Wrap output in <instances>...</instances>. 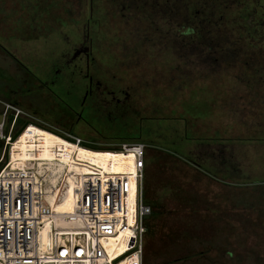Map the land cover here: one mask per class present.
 I'll return each instance as SVG.
<instances>
[{
	"label": "rangeland",
	"instance_id": "obj_1",
	"mask_svg": "<svg viewBox=\"0 0 264 264\" xmlns=\"http://www.w3.org/2000/svg\"><path fill=\"white\" fill-rule=\"evenodd\" d=\"M256 1L264 8V0ZM111 4V0H22V32L16 33L9 28L13 26L11 17L15 13L14 0H10L11 7L0 10L6 15L8 28L6 37L0 36V102L16 103L22 112L55 134H72L103 150L118 144L99 140L96 130L105 129L106 125L100 127L98 123L109 116L91 108L90 93L84 101L85 92H90L85 78L86 62L83 56H73L90 46V36L94 38L90 57L95 60L90 68L98 69L97 76L100 75L94 77L92 88L100 77L99 84L109 86H105L106 90L117 91L111 95L107 90L102 96L104 88L97 83V103L101 99L109 103L136 102L131 109L134 116L159 117L154 112L161 103L153 96L173 102L172 87L177 84L171 82L164 96L163 82L157 81L151 87L148 77L160 79V65H149L147 70L149 58L140 47L120 50L113 44L112 52L119 60L115 62L120 64L110 65L108 58L103 60L104 55H110L107 38L116 37L118 27ZM250 7L253 6L249 4L247 8ZM15 60L32 72L29 79ZM157 61L166 66L165 76L171 80L178 79L176 69L181 77L188 76L191 70L211 71L194 59H181L173 54ZM56 70L61 73L56 75ZM45 80L49 86L40 89V81ZM135 81L139 88L142 81L150 87L148 95L143 94V89L136 92ZM21 89L24 93L30 90L27 97L18 96L23 95ZM227 89L239 94L248 92L235 78L227 81ZM11 90L17 91L15 96ZM241 103L247 113H238L244 111L241 108L226 107L218 118L221 125L236 133L235 142L184 140L185 122L177 117L139 124L142 136L134 142L147 145L145 203L151 213L154 207H163L148 222L143 264H264V108L250 105L254 110L251 116L248 100ZM2 107L0 104V112ZM21 121L25 122L24 118ZM137 121L140 120L131 116L124 131L131 133ZM254 127L259 129L260 136L248 131Z\"/></svg>",
	"mask_w": 264,
	"mask_h": 264
},
{
	"label": "built area",
	"instance_id": "obj_2",
	"mask_svg": "<svg viewBox=\"0 0 264 264\" xmlns=\"http://www.w3.org/2000/svg\"><path fill=\"white\" fill-rule=\"evenodd\" d=\"M0 104V264H143L151 215L143 190L147 145L93 150ZM35 128L69 147H43ZM19 143L27 146L23 160Z\"/></svg>",
	"mask_w": 264,
	"mask_h": 264
},
{
	"label": "trees",
	"instance_id": "obj_3",
	"mask_svg": "<svg viewBox=\"0 0 264 264\" xmlns=\"http://www.w3.org/2000/svg\"><path fill=\"white\" fill-rule=\"evenodd\" d=\"M111 1L113 17L117 19L115 26L118 25V27L115 28L116 37L112 40L107 38L110 55L107 57L104 55L103 60L108 58L110 65L120 64L115 62L117 58L112 52L113 44L120 50L124 48L139 49L140 47L149 58L148 65H146L147 70L149 65H160L161 68L158 70L160 79L155 78L154 75L148 77L151 87L157 81L163 82L164 96V91L170 88L171 82H175L177 85L172 87L173 102L167 99L162 100L163 98L158 95L153 96L161 103L159 109L154 112L159 117L142 116L143 118L140 119L131 114V109L135 108L136 102L130 104L131 102L126 100L123 103L119 101L109 103L101 99V103H97L99 77L92 88L91 95H88L91 99V108L97 112L102 110L103 115L109 116V119L104 120L106 123H98L100 127L106 125L105 129L96 130L99 140L116 143L138 141L142 136L141 127H139L141 122L166 121L177 117L185 122L184 140L205 143L237 141L236 133L229 131V127L221 125L218 118L222 116L221 113L226 107H233L234 110L241 108L240 110L245 112L238 113H247L245 104L241 103L245 100H248L249 108H251L250 105L257 107V104L258 107L261 105L264 108L263 5H259L256 0ZM249 4L253 7L247 8ZM258 9H260L259 13ZM96 35L98 36L100 33L95 34V39L98 40ZM93 40L94 38L91 39L89 36L91 54ZM170 54L181 59H194L211 68V71L191 70L188 72V76L181 77L180 71L176 69L177 72H174L176 74L179 72L178 79H167L165 73L168 71L163 68L166 66L161 65L157 59ZM94 61L92 58L91 62ZM108 68L113 69L112 67ZM97 71L98 69L91 70L89 67V76L92 82L94 77L100 76H97ZM117 71H119L118 68H116ZM125 73L127 74L126 71ZM113 77L111 75V78ZM232 78L244 84L248 92L239 94L227 89V81ZM135 82L137 86L138 83ZM111 85L113 87V84ZM141 85L142 87L135 88L136 92L143 89V94L148 95L150 87L143 81ZM99 86L104 88L102 96L108 91V93H117L116 88L107 89V91L105 88V86L109 87L107 84H99ZM97 104L100 105L97 106ZM251 110L250 115L253 116L254 110L252 108ZM164 112L170 115L166 116ZM117 113L118 115H116ZM128 113L130 114L129 118ZM142 113L146 114L145 111ZM131 116L140 121L132 125L133 127L136 125L138 129L132 128L129 133L124 131V127ZM256 128H251L248 131H254L260 136V131ZM92 149L103 150L97 146H93ZM160 208L158 206L153 208L147 219V227L152 216L159 214Z\"/></svg>",
	"mask_w": 264,
	"mask_h": 264
},
{
	"label": "flooded vegetation",
	"instance_id": "obj_4",
	"mask_svg": "<svg viewBox=\"0 0 264 264\" xmlns=\"http://www.w3.org/2000/svg\"><path fill=\"white\" fill-rule=\"evenodd\" d=\"M21 3H22V0H14V5H13V7H14V16L13 17H11L12 18V22H13V26H9V28L10 29H13V31L12 32H22V24H23V22H22V16H21ZM10 0H4V1H0V10H2L3 9V7L5 8H8L9 9V7H11L10 5ZM2 11H0V36L2 35V36H4V37H6V33H5V30L6 29H8L7 28V26L5 25V23H6V21H5V19H6V15H5V13L3 12V13H1ZM17 12V13H16ZM32 26V24H30V26L29 27H31ZM12 32H10V33H12ZM86 48H88V50L86 51V53H81L80 55H78V57H81V56H83L84 58H85V62H86V64H85V66H86V70H87V75H86V79H88V84H89V86H90V92L88 91V92H85V97H84V101L86 100V96H88L89 95V93H91L92 92V84H93V82H92V79L90 78V76H89V67H90V63H91V49H90V47H85L84 49H86ZM5 52H6V54L7 55H9V56H11V57H13L11 54H10V52H8L7 50H5L4 48H2ZM84 49H82L81 51H83ZM63 58H65L64 56L62 57V59ZM16 59V58H15ZM64 60V59H63ZM15 62L18 64V68L21 70V68H22V70H24V72H26V78L27 79H29L30 78V76L32 75V72L25 66V65H23V64H21L18 60H15ZM16 64V65H17ZM66 65H69V61L66 63ZM59 73H61V71L60 70H56V75H58ZM42 84L39 86L40 87V89H44V88H47V86H49V84H48V82H47V80H45V81H40ZM30 84H33L32 82H30ZM54 84V80L53 81H51V85H53ZM20 85H21V87L23 86V82H21L20 83ZM12 91V95H14V94H16L17 93V91H14V90H11ZM19 91H21L20 93L21 94H23V95H18V96H20V98H25V97H27L28 96V94L30 93V90H29V92H27V93H24L23 92V90L21 89V90H19ZM11 93V92H10ZM109 94H111V95H113V93H109ZM15 96V95H14ZM17 97V96H16Z\"/></svg>",
	"mask_w": 264,
	"mask_h": 264
},
{
	"label": "bare ground",
	"instance_id": "obj_5",
	"mask_svg": "<svg viewBox=\"0 0 264 264\" xmlns=\"http://www.w3.org/2000/svg\"><path fill=\"white\" fill-rule=\"evenodd\" d=\"M35 129L37 130V133L42 136L39 138V140H40V143L43 147H55L56 145H58V146L61 145L63 147H69V146L64 144V140L62 138H60L59 136H57V135H55L49 131H46L44 129H41V128H35ZM41 140H42V142H41ZM16 147L20 148L21 153H19L18 157H19V159L23 160L25 157L24 152L26 151L27 146L22 144V143H19ZM83 154H84V152H81L79 157L80 156L83 157ZM100 157H103L104 160H107L110 157V155H108V153H104L103 155H100ZM120 158H121L120 156L119 157L115 156L116 160H120ZM115 159H114V162H115ZM119 169H122V167H119ZM64 208H68V207L66 206Z\"/></svg>",
	"mask_w": 264,
	"mask_h": 264
},
{
	"label": "water",
	"instance_id": "obj_6",
	"mask_svg": "<svg viewBox=\"0 0 264 264\" xmlns=\"http://www.w3.org/2000/svg\"><path fill=\"white\" fill-rule=\"evenodd\" d=\"M87 50H88V48L84 49L83 51H81V50L76 51L73 58H76L81 53H86ZM146 219H148V217Z\"/></svg>",
	"mask_w": 264,
	"mask_h": 264
},
{
	"label": "crops",
	"instance_id": "obj_7",
	"mask_svg": "<svg viewBox=\"0 0 264 264\" xmlns=\"http://www.w3.org/2000/svg\"><path fill=\"white\" fill-rule=\"evenodd\" d=\"M223 148H224V147H220V149H222V150H223ZM224 150H226V148H225Z\"/></svg>",
	"mask_w": 264,
	"mask_h": 264
}]
</instances>
